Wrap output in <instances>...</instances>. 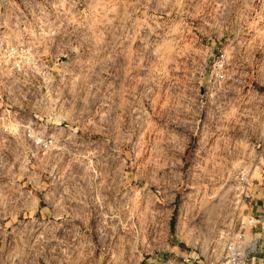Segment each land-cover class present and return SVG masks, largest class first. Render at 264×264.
<instances>
[{"label": "rangeland", "instance_id": "374dc122", "mask_svg": "<svg viewBox=\"0 0 264 264\" xmlns=\"http://www.w3.org/2000/svg\"><path fill=\"white\" fill-rule=\"evenodd\" d=\"M3 43L35 59L20 75L0 59V110L29 111L28 94L41 89L48 105L38 110L59 122L52 150L38 161L55 167L52 180H71L69 167L88 163L89 139L105 131L116 154L106 162L134 179L158 168L165 193L158 252H78L69 227H37L0 232V264H204L198 251L207 236L246 213L256 219L245 227L256 251L245 263L264 264V0H0V51ZM201 109L219 116L218 154L171 155L175 124L198 135ZM19 140L0 138V213L35 208L37 193L25 198L23 182L38 177L23 171ZM181 164L185 170L168 172ZM236 172L251 183L244 209ZM168 178L177 182L170 201ZM143 209L146 217L135 219L129 203L113 230L147 228L151 205Z\"/></svg>", "mask_w": 264, "mask_h": 264}, {"label": "crops", "instance_id": "0c3cea01", "mask_svg": "<svg viewBox=\"0 0 264 264\" xmlns=\"http://www.w3.org/2000/svg\"><path fill=\"white\" fill-rule=\"evenodd\" d=\"M206 113L201 109L197 118L200 121L198 135L190 134L186 123L183 127L175 124L173 143L171 140L169 145L171 155H178L186 160V157L190 159L197 152L204 150L218 154L216 152L218 147L215 144L219 140L216 134L221 129L218 125L219 116L209 118L205 116ZM177 131L180 133L177 134ZM93 134L88 142V163L72 164L69 167L72 172L71 180L64 183L49 182L42 179L45 177L42 169L29 171L38 174L39 179L37 183L29 186L31 199L32 192L37 193L35 208L27 210L25 207L21 213H0V229L6 228L16 233L31 234L38 227L40 231L51 234L58 231L60 233L69 227L73 246L78 252L120 250L141 252L145 253L144 255L158 252L161 237L158 210L165 193L160 192L158 168L151 166V171L155 173L152 175H140L137 179L130 177L129 171L120 164L106 162L111 160L113 155L116 156L112 153L106 132H99L101 134L99 136H96L95 132ZM183 164L168 165V172L175 174L185 170L187 165ZM24 182L26 183V180ZM176 186L175 178L172 181L168 178L167 183L162 186L169 201L172 200L171 196H175ZM25 188H28L27 184ZM64 192L70 193V203L63 202ZM46 193L49 196L45 195ZM129 203L135 219L146 217L143 206L151 205V211L147 212V220L151 221L150 224L145 229L140 226L136 230L131 227V229L120 227L116 231L113 230L115 226L111 221L126 218ZM133 205L138 208L136 209V206L134 208ZM164 238L166 240L167 237Z\"/></svg>", "mask_w": 264, "mask_h": 264}, {"label": "built area", "instance_id": "2783aa9c", "mask_svg": "<svg viewBox=\"0 0 264 264\" xmlns=\"http://www.w3.org/2000/svg\"><path fill=\"white\" fill-rule=\"evenodd\" d=\"M0 59L4 65H8L9 75H20L24 73L23 63L29 60L31 64L33 63L31 61H34L35 58L22 54L20 46L3 43ZM28 65L26 68H28ZM218 77H222V75L219 73ZM12 87H15V85H8L7 88ZM15 94L17 95L18 93L15 92ZM28 95L34 99L32 104L28 106L30 107L29 111L18 107L20 111H17V115L10 116L0 110V138L20 139L19 141L22 142L19 144V148L23 150L26 162L24 163L23 171L29 172L40 168L44 174H47L49 182H55L57 180H52L53 176H51L55 167L53 165L44 166L39 164L38 161L52 150L51 148H53L52 146L58 135L57 123L59 122H49L48 117L38 110V108L42 109L48 105V101L41 89H35L33 93ZM21 111L23 112L22 114H20ZM31 175L38 177L36 173H31ZM232 179L237 190L236 203L243 205L244 209L252 201V195L248 193L251 183L242 172H236ZM25 180L26 183L23 182V184L28 185L26 198H30L29 186L37 183L39 179L29 182L27 176H25ZM62 195L63 202H71L70 193L64 192ZM236 220L231 225L228 224L227 226L216 228L211 235L207 236L203 250L200 249L198 251V255L204 264H246L245 261L248 260L249 255L256 251V239L247 238V232L245 231L246 225L249 226V229L251 228L250 226H255L256 219L246 213L242 214L238 221ZM5 230L12 231L3 228L0 229V232Z\"/></svg>", "mask_w": 264, "mask_h": 264}]
</instances>
